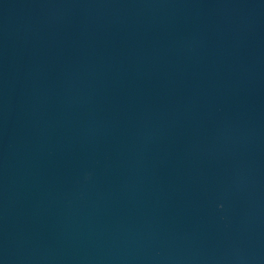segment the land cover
I'll list each match as a JSON object with an SVG mask.
<instances>
[{
	"label": "water",
	"instance_id": "95a60500",
	"mask_svg": "<svg viewBox=\"0 0 264 264\" xmlns=\"http://www.w3.org/2000/svg\"><path fill=\"white\" fill-rule=\"evenodd\" d=\"M0 264H264V0H0Z\"/></svg>",
	"mask_w": 264,
	"mask_h": 264
}]
</instances>
